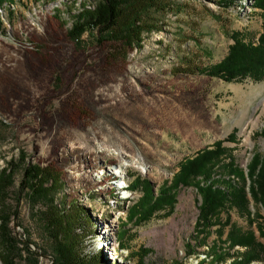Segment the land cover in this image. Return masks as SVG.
<instances>
[{
	"label": "rangeland",
	"instance_id": "1",
	"mask_svg": "<svg viewBox=\"0 0 264 264\" xmlns=\"http://www.w3.org/2000/svg\"><path fill=\"white\" fill-rule=\"evenodd\" d=\"M98 1L0 6V170L23 158L26 166L60 176L57 202L67 212L79 205L83 215L74 231L81 256L136 264L130 253L142 246L152 251L147 264H229L230 258L217 263L207 254L213 243L226 253L244 251L231 250L230 227L213 226L206 245H199L195 188L182 187L172 212L140 226L128 222V211L143 195L136 182L148 181L157 195L182 162L218 141L243 170L248 190V165L255 153L264 154V78L225 82L195 70L219 64L236 32L257 42L263 13L255 0L229 9L218 0H172L144 15L138 47L104 42L95 30L72 38L73 16ZM23 174L17 171L2 208L19 242L14 262L54 264L55 242L43 219L48 208L21 191ZM248 198L253 223L233 209L231 224L254 232L264 246L258 229L264 210ZM226 218L227 212L222 225ZM120 230L130 231L127 250L120 247ZM252 264H264V256Z\"/></svg>",
	"mask_w": 264,
	"mask_h": 264
},
{
	"label": "trees",
	"instance_id": "2",
	"mask_svg": "<svg viewBox=\"0 0 264 264\" xmlns=\"http://www.w3.org/2000/svg\"><path fill=\"white\" fill-rule=\"evenodd\" d=\"M99 0L93 7L83 4L80 11L73 16L72 38L77 39L85 32L95 30L104 42H113L130 47H138L142 41L143 17L153 10L163 11L172 5V0ZM245 0H218V4L229 9L236 4L243 6ZM12 0H0V6ZM254 5L263 13L264 0H255ZM106 38L108 40H106ZM234 44L230 46L226 57L217 65L208 68H198L196 72L221 79L225 82L252 78L260 81L264 78V21L262 33L258 41L246 42L243 35L233 34ZM228 157L229 163H225ZM23 166V167H22ZM23 171L21 191L27 192L35 202L44 200L48 208L43 217L48 231L55 242L54 264H102L101 257H85L80 254L81 239L75 234V226L83 219L79 205L72 212L65 211L64 203L57 202L62 192V182L59 175L38 166H26L23 158L8 162V167L0 170V260L3 264H15L14 251H19L16 237L10 227V217L2 210L9 189L14 184L17 171ZM9 171V172H8ZM8 172V173H7ZM227 175V176H226ZM248 190L246 176L235 161L228 155V149L218 141L213 149L204 150L192 159L180 164L179 171L174 175L170 185H164L155 195L152 185L148 182L135 183L140 185L142 197L128 211V222L135 226L149 222L160 212H172L176 204L177 192L182 187H193L201 198L199 218L196 224V236L199 245H206L211 228L218 225L220 229L230 227L228 243L231 250L242 248L243 252L226 253L213 243L208 247L211 261L229 264H252L263 261L264 246L258 242L254 232H243L231 224L230 212L235 209L243 212L253 223L255 214L249 211L250 195L253 203L264 210V154L255 153L248 165ZM238 182H237V181ZM142 184V185H141ZM227 212L225 225L221 224V215ZM259 223V234L264 239V218ZM130 237L129 230L119 231L121 249L127 250L126 241ZM192 255L195 247L189 246ZM152 251L140 247L139 251L130 255L136 264H147L145 258ZM201 260L199 264H205Z\"/></svg>",
	"mask_w": 264,
	"mask_h": 264
},
{
	"label": "bare ground",
	"instance_id": "3",
	"mask_svg": "<svg viewBox=\"0 0 264 264\" xmlns=\"http://www.w3.org/2000/svg\"><path fill=\"white\" fill-rule=\"evenodd\" d=\"M145 173L148 174V172H145ZM123 183H124V182H123ZM123 183H122V184H123Z\"/></svg>",
	"mask_w": 264,
	"mask_h": 264
}]
</instances>
